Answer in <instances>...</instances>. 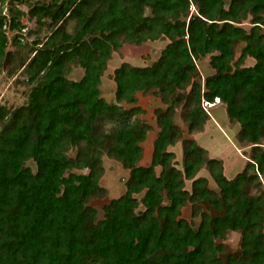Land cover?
<instances>
[{
  "label": "trees",
  "instance_id": "obj_1",
  "mask_svg": "<svg viewBox=\"0 0 264 264\" xmlns=\"http://www.w3.org/2000/svg\"><path fill=\"white\" fill-rule=\"evenodd\" d=\"M22 14L0 10V72L14 58L8 31L22 28ZM30 15L40 26L49 17L51 33L32 46L15 37L30 49L19 64L31 88L27 103L0 105V264H264V0H62L36 2ZM163 37L151 64L115 68L107 100L102 76L113 53ZM240 43V59L254 64L232 65ZM207 56L214 72L203 79L197 61ZM73 64L84 68L80 79L69 77ZM138 93L166 106L155 109L149 165L141 160L151 125ZM217 98L251 146L232 177L195 139L184 140L183 169L169 150L183 138L177 108L195 132L209 118L203 102ZM104 154L130 174L99 218L90 201L107 194ZM188 204L197 227L183 216ZM231 231L241 233L236 252L225 244Z\"/></svg>",
  "mask_w": 264,
  "mask_h": 264
},
{
  "label": "rangeland",
  "instance_id": "obj_2",
  "mask_svg": "<svg viewBox=\"0 0 264 264\" xmlns=\"http://www.w3.org/2000/svg\"><path fill=\"white\" fill-rule=\"evenodd\" d=\"M62 0H13L9 4H0V10L3 13L8 12L12 7L15 10H21L23 14L20 16L22 28L9 30L8 35L10 38L8 50L13 54L12 61L2 69L0 72V105H6L10 108H16L20 105L27 103L28 94L30 91V84L27 81L23 67L20 66L22 57L30 55L29 47L26 45L23 48H18L17 39L23 44L32 46V42L38 37H45L51 33L50 23L51 19L45 17L42 26L39 25L36 17L30 15V8L32 4H52ZM230 0H226L227 6ZM244 26L249 27L248 21L244 22ZM168 39L163 37L158 40H150L141 46L132 44H125L119 51H115L108 60L106 69L102 76V95L107 100H113L115 97L116 83L113 79L114 70L124 62L131 63L137 66H145L154 62L161 54L162 49L168 43ZM243 43L237 47V51L232 61V65H252L255 59L247 56L240 59L243 52ZM199 72L204 79L207 75L214 72L210 65V57L202 58L197 61ZM84 74V68L78 64H73L69 77L72 79H80ZM190 89V86L188 87ZM139 105H141L145 112L142 114L143 118L151 125V130L148 133L147 139L143 142L144 156L141 164L149 165L151 162L153 141L159 131V126L156 120L155 109L159 106L166 107L161 101L160 97L153 94L138 93ZM217 103L203 102V107L209 114V118L205 122L201 130L190 132L188 124L184 121L181 115V107L179 106L176 111L175 122L183 131V138L178 139L176 142L169 146V150L174 153V162L177 167L183 169L184 167V140L195 139L207 151L208 157H215L222 160L225 173L228 177H232L238 170L243 167V162L248 157L251 151V146L241 143L238 140V133L240 124L229 118L226 106L223 102ZM34 170L37 166L33 160L27 162ZM104 171L100 178V184L107 189V194L104 197L94 198L90 204L97 208L99 218L104 216L103 205L112 198L119 197L126 191V181L130 174V169L125 167L123 163L107 154L103 155ZM159 173L161 168L156 167ZM199 175L207 176L210 179V186L218 188L207 168L200 170ZM186 186L191 187V181H187ZM142 197V195H140ZM142 207V206H141ZM183 216L189 219L194 227L198 226L200 221L199 217L192 216V205L188 204L183 209ZM227 252H236L240 249L241 233L238 231L229 232L225 239Z\"/></svg>",
  "mask_w": 264,
  "mask_h": 264
},
{
  "label": "crops",
  "instance_id": "obj_3",
  "mask_svg": "<svg viewBox=\"0 0 264 264\" xmlns=\"http://www.w3.org/2000/svg\"><path fill=\"white\" fill-rule=\"evenodd\" d=\"M217 102H220V100H219V101L217 100ZM216 104H217V103L215 102L213 105H216ZM225 108H226V107H225Z\"/></svg>",
  "mask_w": 264,
  "mask_h": 264
},
{
  "label": "bare ground",
  "instance_id": "obj_4",
  "mask_svg": "<svg viewBox=\"0 0 264 264\" xmlns=\"http://www.w3.org/2000/svg\"><path fill=\"white\" fill-rule=\"evenodd\" d=\"M218 101H219V99H218Z\"/></svg>",
  "mask_w": 264,
  "mask_h": 264
},
{
  "label": "built area",
  "instance_id": "obj_5",
  "mask_svg": "<svg viewBox=\"0 0 264 264\" xmlns=\"http://www.w3.org/2000/svg\"><path fill=\"white\" fill-rule=\"evenodd\" d=\"M1 4V3H0ZM218 99V98H217Z\"/></svg>",
  "mask_w": 264,
  "mask_h": 264
}]
</instances>
